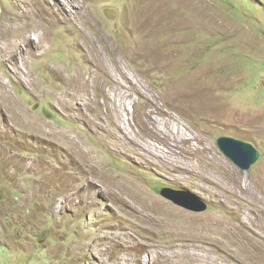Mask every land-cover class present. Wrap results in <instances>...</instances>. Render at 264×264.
<instances>
[{
  "label": "rangeland",
  "instance_id": "rangeland-1",
  "mask_svg": "<svg viewBox=\"0 0 264 264\" xmlns=\"http://www.w3.org/2000/svg\"><path fill=\"white\" fill-rule=\"evenodd\" d=\"M2 3L0 44H23L0 48V264H264V0H91L97 28L74 29L55 0ZM126 114L165 148L160 121L186 124L199 168L151 160L119 135ZM221 136L258 160L241 169Z\"/></svg>",
  "mask_w": 264,
  "mask_h": 264
},
{
  "label": "bare ground",
  "instance_id": "bare-ground-1",
  "mask_svg": "<svg viewBox=\"0 0 264 264\" xmlns=\"http://www.w3.org/2000/svg\"><path fill=\"white\" fill-rule=\"evenodd\" d=\"M55 1H56L57 6H58L57 11H59V10L64 11L65 19H62L63 22L72 24V23H76V21L80 20V21L84 22L85 24L92 26V28L93 27L97 28V26H96L97 22L92 18L91 0H84V1H81V0H55ZM52 9L48 5V7H46L43 10V12L49 16L54 17L57 14V11L56 10L54 11ZM142 21L143 20H141V22L139 24L134 25V27L135 28L140 27V25H142ZM38 26H39L38 23L34 24V27H33L34 31H37ZM77 27H79V26L77 25ZM70 28L74 29L73 24H72V26H70ZM39 29H40V26H39ZM87 37L90 38L89 36H86L85 37L86 41H87V39H86ZM21 38H23L24 42L26 41L27 44H31V45L35 46L36 50H37V49H40V45L43 43V40H45L46 36L42 32H40V33L36 32L35 35H32V36L25 35V36H21ZM22 44H23L22 41L15 40V39H12V40L9 39L8 41H4L2 44H0V48L2 51H9L12 55L15 56V55H18L19 50L22 49ZM105 46H106V49L108 51L113 53L114 49L112 48V46H113L112 41H106ZM0 84H1V82H0ZM72 99L77 100V95L76 94L73 95ZM124 108H125L124 110H126V108H127V106L125 104H124ZM113 109H116L113 111L114 113H116L117 108L114 107ZM118 113H119V110H118ZM122 114H124V112H122ZM147 116H149L148 113L146 114V118H147ZM118 117H120V115ZM146 118L144 119V122H142V124H140L143 131H144V134L148 135V137H149L146 139V141L141 137L140 131H138V129L136 128V125H132L131 124L132 122H129L130 118H129L128 114H126V116H124L121 119V123L116 126L118 131H119V135L124 137L128 142L130 141L132 144H134L135 148L141 149V150H143V152L148 151V154L150 153L149 154L150 159L151 158L161 159L164 162L162 164V166L167 167V165H169L172 167V169L180 172L181 174H184L186 172L192 173L193 171H195L199 168V164L195 162L196 160L195 161L193 160L192 156L195 153L197 154V152L200 150L201 147L199 145H197V146L194 145V142L192 140L195 139L196 137L190 133V129L187 127L186 124H184L181 121H172L173 126L170 127L167 124V120H161L160 121L159 127L156 126L157 132L160 135L163 134V131H165L167 133L170 132L169 138H170L171 145H166V148H165V147L160 146L158 144L160 139L155 137V134L153 132H149L148 134H146V132L150 131L152 124H154L150 120L149 121L146 120ZM188 135H190V138L187 137ZM169 138H168V140H169ZM72 142H73V140H72ZM82 152H83L82 150H79V153H82Z\"/></svg>",
  "mask_w": 264,
  "mask_h": 264
},
{
  "label": "water",
  "instance_id": "water-1",
  "mask_svg": "<svg viewBox=\"0 0 264 264\" xmlns=\"http://www.w3.org/2000/svg\"><path fill=\"white\" fill-rule=\"evenodd\" d=\"M1 13L2 7L0 0ZM218 145L221 151L243 170H249L260 155L259 150L252 143L231 136L219 137ZM162 193L168 199L192 211L202 212L208 208V203L205 200L190 191L169 188L167 190L164 189ZM185 195L191 196L194 200L182 198Z\"/></svg>",
  "mask_w": 264,
  "mask_h": 264
},
{
  "label": "clouds",
  "instance_id": "clouds-1",
  "mask_svg": "<svg viewBox=\"0 0 264 264\" xmlns=\"http://www.w3.org/2000/svg\"><path fill=\"white\" fill-rule=\"evenodd\" d=\"M1 7H2V12H3V3H2V0H1Z\"/></svg>",
  "mask_w": 264,
  "mask_h": 264
}]
</instances>
